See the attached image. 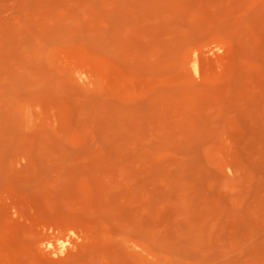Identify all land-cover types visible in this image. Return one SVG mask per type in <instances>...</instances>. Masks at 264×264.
Instances as JSON below:
<instances>
[{
	"label": "rangeland",
	"instance_id": "rangeland-1",
	"mask_svg": "<svg viewBox=\"0 0 264 264\" xmlns=\"http://www.w3.org/2000/svg\"><path fill=\"white\" fill-rule=\"evenodd\" d=\"M0 264H264V0H0Z\"/></svg>",
	"mask_w": 264,
	"mask_h": 264
}]
</instances>
